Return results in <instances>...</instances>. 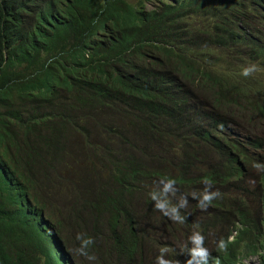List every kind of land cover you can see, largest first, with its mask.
I'll list each match as a JSON object with an SVG mask.
<instances>
[{
	"label": "trees",
	"instance_id": "16d2710c",
	"mask_svg": "<svg viewBox=\"0 0 264 264\" xmlns=\"http://www.w3.org/2000/svg\"><path fill=\"white\" fill-rule=\"evenodd\" d=\"M252 118L264 0H0V264H186L199 205L206 264H264Z\"/></svg>",
	"mask_w": 264,
	"mask_h": 264
},
{
	"label": "rangeland",
	"instance_id": "374dc122",
	"mask_svg": "<svg viewBox=\"0 0 264 264\" xmlns=\"http://www.w3.org/2000/svg\"><path fill=\"white\" fill-rule=\"evenodd\" d=\"M244 114L245 117V121H247V115L250 116V114H247V110L244 111H240ZM252 122H246V123H241V124H237L234 125L235 128L240 132L241 135H245V138L240 140V143L242 145H245L247 143V140L250 139H259L261 141V145L264 148V119L261 118H257V119H253L252 118ZM256 123L258 125H256ZM264 154V151H263ZM199 168L201 170L207 168L205 165H200L199 164ZM252 177H256V173L254 171L250 172ZM246 184V188L249 189V191L251 192V187L250 184L247 185V180L245 181ZM242 199L246 202L247 204V194L242 195L241 196ZM170 200V199H169ZM205 206V205H204ZM192 207V206H191ZM206 207V206H205ZM201 207L199 205V207L196 208L195 211V217L194 218H190L189 224L187 225V244L189 247L193 248L194 245L190 239V237L194 234V233H200L203 237H204V243H203V247L207 248L208 251L212 250L214 248L215 245H217L224 236V232H225V228L223 227V225H210V227L208 229L204 228V224H202V221H204L205 219H207L206 213L209 212V210L207 209V207ZM188 211V210H187ZM191 223V225H190ZM197 224H200V227L197 228ZM156 225H162L164 227V224H156ZM202 229H204L205 232H202ZM170 232L172 233V238L169 236L168 237V241H169V246L168 248L172 247L173 245H184V241L182 240L179 231H177V228H169ZM160 232V231H159ZM165 238V237H164ZM256 259L255 258H249L245 261H243L244 264H255Z\"/></svg>",
	"mask_w": 264,
	"mask_h": 264
},
{
	"label": "clouds",
	"instance_id": "9594fccd",
	"mask_svg": "<svg viewBox=\"0 0 264 264\" xmlns=\"http://www.w3.org/2000/svg\"><path fill=\"white\" fill-rule=\"evenodd\" d=\"M255 70V66H252V67H249V68H245L244 71H243V75L244 76H248L252 71ZM254 167H256L257 169H260L262 166L257 164V165H254ZM170 182H175V181H170ZM205 192L202 196V199L204 201H207V205L211 204L212 200L217 198L219 196V192H208L207 189L208 188H211V182L210 181H205ZM153 199L155 197H152ZM201 207H205L204 205H200ZM165 206L163 204H160L158 203L156 205V208L158 209H163ZM206 208V207H205ZM175 210L173 209V212ZM165 215H167V213H165ZM224 228L226 229L225 232H224V236H223V239L218 243L219 244V247L220 248H223L224 247V243L223 241H231L234 237V228L233 227H225ZM194 247L192 249H190V253H191V257L192 259L188 260L186 262V264H192V261L193 260H200V261H204L205 264L207 262V260L209 259L210 257V253L208 251L207 248L203 247V243H204V237L200 234V233H194L191 237H190ZM90 242V241H89ZM217 244V245H218ZM250 258H255L256 259V262L255 264H257V258L256 257H250ZM249 259V258H248ZM247 259H244L243 261H245ZM157 264H170L169 261H165L161 258H157Z\"/></svg>",
	"mask_w": 264,
	"mask_h": 264
}]
</instances>
